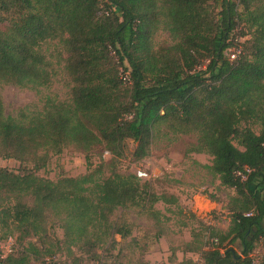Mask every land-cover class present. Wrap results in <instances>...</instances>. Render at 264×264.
Returning <instances> with one entry per match:
<instances>
[{"label": "trees", "instance_id": "obj_1", "mask_svg": "<svg viewBox=\"0 0 264 264\" xmlns=\"http://www.w3.org/2000/svg\"><path fill=\"white\" fill-rule=\"evenodd\" d=\"M159 32L170 43L156 44ZM53 42L65 55L68 97L46 96L41 111L15 117L0 98V159L18 163L0 167V241L13 239L0 264H44L53 253L36 242L50 240L49 217L63 230L58 244L97 260L101 246L130 236L126 209L155 217L158 202L176 204L117 167L129 142L133 162L147 158L161 130L195 136L186 152L210 156V173L234 192L227 231L207 228L193 251L203 264L222 253L217 264H253L264 240V0H0V86L49 88L55 70L42 48ZM93 146L110 156L94 168ZM68 147L88 171L40 177Z\"/></svg>", "mask_w": 264, "mask_h": 264}, {"label": "rangeland", "instance_id": "obj_2", "mask_svg": "<svg viewBox=\"0 0 264 264\" xmlns=\"http://www.w3.org/2000/svg\"><path fill=\"white\" fill-rule=\"evenodd\" d=\"M244 39H239L242 42ZM154 42L170 43L168 35L163 32L156 34ZM43 52L55 70L52 84L47 89L38 92L19 89L14 86H0V98L4 114L15 117L20 109L28 112L42 110L46 96L65 100L68 97L70 84L64 72L63 59L65 57L60 45L56 42L43 45ZM236 52L229 49L225 57L232 59ZM258 131V128H256ZM195 136H173L161 130L154 138L150 154L147 158L133 162L131 151L133 144H127L125 156L117 163L120 173H144L140 177L141 183L147 182L157 195L174 196L176 204H165L162 201L154 206L158 213L155 217L142 214L136 208H129L123 212V219L130 224V236L124 240L115 237L116 243L109 250L103 245L96 250L99 259H91L76 247L70 249L66 244H58L63 240V230L53 217L47 221L50 240L44 245L36 242L40 247L48 248L51 256L42 257L44 264H203L201 253L192 249L196 241L206 242L207 228L222 232L227 231L230 218L227 211L229 198L233 190L220 186L217 177L209 171L212 158L205 154L187 153V148L195 144ZM235 144V143H234ZM110 158L106 152H101L100 146L91 148L90 162L92 168L100 162ZM0 167L17 169L14 160L0 159ZM88 171L85 157L73 147L64 149L58 155H52L47 166L38 172L40 177L56 181L60 176L78 177ZM104 174H108L107 168ZM254 189V185L251 186ZM264 196V193H263ZM118 210L111 220L121 216ZM264 228V220L262 222ZM16 236H12L15 239ZM8 239V238H7ZM7 239L0 241L2 252H7ZM58 240V241H57ZM27 244V242H24ZM13 247V239L12 245ZM15 244L13 251L18 249ZM236 254H240L241 246L236 242L231 246ZM69 249V251H68ZM14 251V252H15ZM253 264L264 261V240L257 243L251 254ZM39 261L37 264H39ZM31 263L33 260H31Z\"/></svg>", "mask_w": 264, "mask_h": 264}, {"label": "built area", "instance_id": "obj_3", "mask_svg": "<svg viewBox=\"0 0 264 264\" xmlns=\"http://www.w3.org/2000/svg\"><path fill=\"white\" fill-rule=\"evenodd\" d=\"M233 57H234V56H233ZM233 57H232V58H233ZM124 78H125V77H124ZM145 175H146V174L141 173V174H137V177L140 178V177H144ZM6 245H7V252L10 253V251H11L10 248H11V245H12V239H11V238H8V239H7V241H6ZM0 249H2L1 246H0ZM1 252H2V250H1ZM6 256H7V254L2 252L0 258H1V259H5Z\"/></svg>", "mask_w": 264, "mask_h": 264}, {"label": "water", "instance_id": "obj_4", "mask_svg": "<svg viewBox=\"0 0 264 264\" xmlns=\"http://www.w3.org/2000/svg\"><path fill=\"white\" fill-rule=\"evenodd\" d=\"M224 256H225V254L222 253L219 257H217V258H216V264H217L218 260H219L220 258L224 257Z\"/></svg>", "mask_w": 264, "mask_h": 264}]
</instances>
